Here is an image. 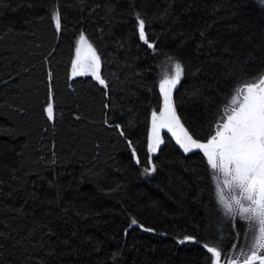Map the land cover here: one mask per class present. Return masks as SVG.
<instances>
[{
	"label": "trees",
	"instance_id": "16d2710c",
	"mask_svg": "<svg viewBox=\"0 0 264 264\" xmlns=\"http://www.w3.org/2000/svg\"><path fill=\"white\" fill-rule=\"evenodd\" d=\"M81 34L106 86L72 75ZM167 61L184 69L176 114L205 143L264 73V3L0 0V264H215L207 247L245 244L250 222L225 215L203 151L164 131L149 151Z\"/></svg>",
	"mask_w": 264,
	"mask_h": 264
},
{
	"label": "snow or ice",
	"instance_id": "6c2138e0",
	"mask_svg": "<svg viewBox=\"0 0 264 264\" xmlns=\"http://www.w3.org/2000/svg\"><path fill=\"white\" fill-rule=\"evenodd\" d=\"M264 3V0H261ZM139 39L148 44L145 32V20L136 14ZM53 20L57 30L61 28V17L57 9L53 13ZM101 58L96 49L88 42L83 34L79 38V47L72 63V75L93 76L101 85L105 80L101 77ZM184 69L180 62L175 63V74L165 78L160 83L163 94V109L159 115L152 112V128L149 137V151L157 152L163 140L160 129L167 128L177 139L185 153L200 149L207 157L212 169H218L227 178L225 184L230 189L238 191L226 199L223 191L218 193L219 201L223 205L225 215L233 221L238 217L248 221L249 231L253 234L254 243L250 255H246L242 264H264V73L260 74L259 82L245 83L236 89L233 104L226 122H224L215 135L206 143L194 139L180 123V118L172 100V90L180 83ZM49 119L54 116L53 106L49 103L46 108ZM119 127V125H117ZM139 163V160L136 161ZM145 168V173L154 172ZM246 202V203H245ZM132 224H137L133 219ZM235 228V224H233ZM151 231V229H145ZM192 240V237H185ZM207 247V246H206ZM207 251L219 264L221 252L216 247H207ZM232 264H236L234 260Z\"/></svg>",
	"mask_w": 264,
	"mask_h": 264
},
{
	"label": "rangeland",
	"instance_id": "374dc122",
	"mask_svg": "<svg viewBox=\"0 0 264 264\" xmlns=\"http://www.w3.org/2000/svg\"><path fill=\"white\" fill-rule=\"evenodd\" d=\"M77 47H79V40H78ZM160 66H161V73H162V81L165 78H170L171 76H173L175 74V63L174 62L167 61V62L161 64ZM73 77H75V76H73ZM178 85L179 84L176 85V88L178 87ZM175 89L172 90V94L174 93ZM157 115H159V114H157ZM159 131H160V136H161L162 135V129H160ZM161 145L162 144H160V146ZM213 170L216 172V176L215 177H216V180L218 182V191L220 192L222 190L225 198L228 199L229 195H228L227 192H228V189H230V188L227 187L226 184L224 183L227 178L218 169H213ZM234 195H237L236 190H234ZM253 243H254L253 234L249 231L248 239L245 242V244L242 247H240L233 255H230L228 257H223L224 259L221 257V259H220L221 263H223V264H232V262L234 260L236 261V264L241 263L246 255H250L251 254Z\"/></svg>",
	"mask_w": 264,
	"mask_h": 264
},
{
	"label": "water",
	"instance_id": "95a60500",
	"mask_svg": "<svg viewBox=\"0 0 264 264\" xmlns=\"http://www.w3.org/2000/svg\"><path fill=\"white\" fill-rule=\"evenodd\" d=\"M180 123L182 124V122H181V120H180ZM183 125V124H182ZM183 127H184V125H183ZM162 129V131H164V132H166V133H168L173 139H174V141L180 146V144L177 142V139H176V137L171 133V132H169L168 130H167V128H161ZM184 129L187 131V129L184 127ZM188 132V131H187ZM206 143V142H205ZM181 147V146H180ZM195 150H200V149H194L193 151H195ZM202 151V150H201ZM258 263V262H257ZM219 264H223V263H221V261L219 262ZM239 264H242V262L241 263H239Z\"/></svg>",
	"mask_w": 264,
	"mask_h": 264
}]
</instances>
